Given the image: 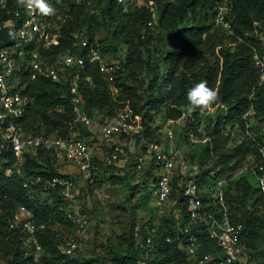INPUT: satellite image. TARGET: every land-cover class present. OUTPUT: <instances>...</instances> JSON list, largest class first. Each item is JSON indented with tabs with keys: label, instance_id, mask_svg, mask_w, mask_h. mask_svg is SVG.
<instances>
[{
	"label": "trees",
	"instance_id": "1",
	"mask_svg": "<svg viewBox=\"0 0 264 264\" xmlns=\"http://www.w3.org/2000/svg\"><path fill=\"white\" fill-rule=\"evenodd\" d=\"M86 1L59 0L57 3V0H53L52 3L58 14L61 37L59 44L52 47L47 53L49 62H52L58 54H73L77 51L85 54L86 50H77L73 46V34L76 31L85 29V34L89 37L91 44L95 43L94 21L97 17L92 13L85 12ZM116 1L110 0L109 4L106 5L108 12H110L106 16L111 19L112 24H115L113 8L117 3ZM219 1L223 0L176 1L182 18L187 10L195 11L199 5L205 4L212 12V21L210 24H184L172 34L170 49L165 56L167 73L159 90L158 98L161 102L176 107L187 105L189 104L186 96L187 90L195 83L205 80L210 87L218 92V99L214 105L226 109L217 122L218 125L222 126L219 132L223 131L227 125L234 124H238L243 132H247L245 113L249 108H253L255 115L264 123V81L261 80L264 67L261 68L256 63L257 55L264 56V42L258 36L256 29L258 25L264 24V0H232L233 9L228 20L234 31L233 34L216 27L213 21L216 13L215 7ZM48 2L51 1L48 0ZM162 2L164 0L158 1L157 8ZM14 8L15 4L11 3L7 10H0V23L12 17ZM119 8L124 16L126 15V19L118 20L119 25L115 24V26L117 28L121 25L123 31L128 29L139 31L144 24L152 21L153 13L145 4L127 14L121 5ZM11 32L12 30L9 29H3L0 32V41H4L3 46L9 44L8 36ZM227 41L230 44H227ZM94 45L99 48L97 44ZM140 66L139 63L137 67ZM133 72L134 70H129L130 76H134ZM80 75L78 87L84 99L85 111L92 117L101 119L109 117L99 115L101 99L97 96L100 94V90L98 87L91 88L90 85L92 82L99 83L103 78L100 67L87 64ZM87 78H91V80L89 81ZM25 93L29 97L27 111L21 121L25 132L62 137L71 135V124L75 115L73 114V95L69 84L53 82L46 77H40L36 80L27 79ZM59 108L62 110L59 111ZM92 135L93 132L89 128L80 126L81 137H91ZM137 135L139 136V134ZM144 135L147 137L146 127ZM139 139L141 140V138ZM144 145L140 146V150L144 149ZM251 146L255 150L254 158L259 159L261 157L259 148L264 146L263 138L261 136L250 137L247 142L244 141L237 146L233 153L220 156L218 161L224 166L223 170L206 168L202 162L204 159H202L201 164L192 162L200 165L203 179L213 175L227 176L223 174L224 170H230L231 173H234L250 162L245 164L244 160ZM133 159L135 160L134 166L130 165L137 170L135 166L137 155L133 156ZM102 162L104 161L100 156H94L92 177L86 180L87 183L93 182L94 168ZM109 164L112 163L109 162ZM24 171L26 174L42 175L45 180L56 176H67L76 181H78V177L82 178L78 174L62 173L57 168L51 153L45 150H39L37 153L27 152ZM141 174L143 182L140 187L145 189L144 197L148 202L151 194L148 190V184L153 174L151 169H146ZM226 191L233 218L244 224L243 241L247 246L250 259L254 264H257L251 255L250 243L253 240L250 237L259 232L264 224V219L258 216L248 221L239 215L238 211L250 205L262 204L264 195L260 192L255 178L248 171L229 180L226 183ZM256 194L258 195L255 196ZM62 203L63 199L60 195L56 194L52 199L51 196L42 193L40 186H34L31 190L24 188L23 180L16 173L10 176L4 174L0 176V252L8 259V264H94L92 261L95 256H86L83 253L84 249L80 250L74 257H68L62 252V238L58 235L60 232L58 226L67 227L70 223L67 214L60 208ZM20 204L33 209L38 221L47 225L44 233L40 235L44 251L38 261H34L32 257L25 255L23 241L18 232L6 233L8 231L7 223ZM84 205L90 215L88 206L85 203ZM151 207L153 206L147 209L151 216L146 221L150 226L157 225L158 235L154 238L153 248L137 243L134 230L138 223L135 222L132 235L133 243L130 246L132 247L130 256L133 259V264H138L139 260L143 259H146L148 264H158V255L162 249L165 251L172 250L176 257L181 258V264H195V257H190L179 243V232L174 215L160 216L156 208ZM52 219H57L55 221L57 227L52 225L54 223ZM168 236L172 238V241H167ZM182 238L184 239V236ZM200 239L203 245L198 249L197 256H202L204 253H219V247L215 240L207 238L206 235ZM147 252H150V256L145 257Z\"/></svg>",
	"mask_w": 264,
	"mask_h": 264
},
{
	"label": "built area",
	"instance_id": "2",
	"mask_svg": "<svg viewBox=\"0 0 264 264\" xmlns=\"http://www.w3.org/2000/svg\"><path fill=\"white\" fill-rule=\"evenodd\" d=\"M49 1L55 7L53 0ZM142 1L155 16L158 1L161 0ZM11 3L15 4L12 17L0 23V32L3 29L12 30L7 46H3L4 41H0V176L16 173L23 180L24 188L31 190L34 186H40L42 193L52 199L56 194L61 196L63 203L60 208L65 211L70 222L67 227L59 226L61 250L66 256L74 257L85 247L91 229L90 215L80 201L78 181L67 176L45 180L39 174H26V153L49 151L62 173L74 175L71 170L63 168L75 166L79 172L76 174L86 181L92 177L94 156L106 149V145L111 151L110 160L124 154L122 146L109 144L113 138L143 133L142 118L129 106L120 110L115 117L101 119L90 116L85 111L78 79L87 64L98 65L106 73L107 67L100 49L91 44L85 29L76 31L73 34V46L77 50H86L85 54L78 51L58 54L49 62L47 53L59 44L61 37L57 10L54 15L48 16L38 10L29 13L24 6L18 5L17 0H0V10H7ZM232 9V0L219 1L213 17L216 27L230 34L234 33L228 20ZM256 60L257 65L263 68L264 56L257 55ZM40 77L53 82H65L70 86L75 116L71 124L72 133L67 137L27 133L22 127L21 121L29 104V97L25 93L26 81ZM106 78L108 81L112 79L109 76ZM80 126L89 128L100 140L96 141L93 135L81 137ZM144 146L137 154L136 169L141 172L151 169L153 176L148 190L155 198L154 208L160 216L174 215L179 243L190 257H195V264H254L243 241L244 224L232 216L226 183L248 171L264 195V146L259 148V159L253 157L233 174L207 176L205 179L202 178L200 165L173 147H165L160 143H146ZM157 171L159 176L156 175ZM146 220L135 227L134 237L137 243L153 248L154 238L158 235L157 225L150 226ZM46 228V223L38 221L33 209L20 204L7 223L6 233L18 232L25 255L38 261L44 251L40 235ZM204 235L216 241L218 254L204 253L197 256L198 249L203 245L200 238ZM167 241H172V238L168 236ZM148 256L150 252L145 255ZM138 264L148 263L143 259Z\"/></svg>",
	"mask_w": 264,
	"mask_h": 264
},
{
	"label": "rangeland",
	"instance_id": "3",
	"mask_svg": "<svg viewBox=\"0 0 264 264\" xmlns=\"http://www.w3.org/2000/svg\"><path fill=\"white\" fill-rule=\"evenodd\" d=\"M109 1L87 0L84 7L85 12L97 17L94 21V44L99 46L107 67L106 73L101 71L103 78L99 83L90 82V85L91 88L98 87L100 90L97 96L101 99L99 115L115 117L120 110L129 106L141 116L147 137L144 131L133 136H116L109 144L122 146L124 154L110 160L108 157L111 151L105 143L106 149L98 155L104 162L95 166L93 182L89 184L78 177L80 201L88 206L91 216L90 237L83 253L95 256L92 261L94 264H133L130 246L133 243L134 224L148 219L151 213L147 209L155 206L152 194L148 202L144 197L145 189L140 187L143 182L141 172L133 169V156L139 154L140 146L158 142L165 147H173L193 162L201 164L204 159L202 162L206 168L223 170L224 166L218 161L220 156L233 153L237 146L247 142L250 137L261 136L264 144V123L255 115L253 108H249L245 113L247 132H243L238 124L227 125L219 132L222 126L217 122L226 111L223 107L213 104L206 110L199 108L189 111V104L176 107L163 103L158 98L167 73L165 56L170 49L172 34L184 24H210L212 12L207 5H199L195 11L187 10L182 18L177 0H164L158 5L151 23L149 21L144 24L139 31H123L121 25L117 28L115 26L119 25L118 20L126 19L119 5L127 14L144 5L143 1L117 0L113 8L115 24L106 16L110 13L106 7ZM256 29L264 42V24L258 25ZM227 44L230 42L227 41ZM139 63L141 66L138 68ZM131 69L134 70V76L129 74ZM106 76L112 79L108 81ZM261 80L264 81L262 76ZM93 137L96 141L100 140L96 133ZM254 151L251 146L246 154L245 164L254 157ZM66 169L74 172L73 174L77 172L75 166H65L63 170ZM223 172L228 176L233 174L230 170ZM156 175L159 176L160 173L157 171ZM238 214L248 221L258 216L264 219V199L262 204L240 209ZM52 220V225L57 227V219ZM250 238L253 240L250 243L252 258L257 264H264V224ZM157 262L181 264V258L176 257L172 250L162 249ZM0 264H8V259L2 252Z\"/></svg>",
	"mask_w": 264,
	"mask_h": 264
},
{
	"label": "clouds",
	"instance_id": "4",
	"mask_svg": "<svg viewBox=\"0 0 264 264\" xmlns=\"http://www.w3.org/2000/svg\"><path fill=\"white\" fill-rule=\"evenodd\" d=\"M18 5L24 6L29 13L39 11L42 15H54L56 8L48 0H17ZM59 3V0H57ZM189 102V111L194 109H208L218 99V92L210 87L205 80H201L190 87L186 92Z\"/></svg>",
	"mask_w": 264,
	"mask_h": 264
}]
</instances>
